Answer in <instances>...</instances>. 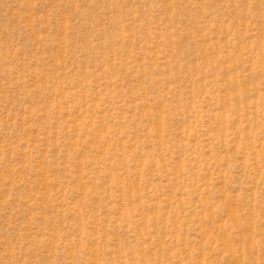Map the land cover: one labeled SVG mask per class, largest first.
I'll list each match as a JSON object with an SVG mask.
<instances>
[{
	"label": "rangeland",
	"instance_id": "1",
	"mask_svg": "<svg viewBox=\"0 0 264 264\" xmlns=\"http://www.w3.org/2000/svg\"><path fill=\"white\" fill-rule=\"evenodd\" d=\"M0 264H264V0H0Z\"/></svg>",
	"mask_w": 264,
	"mask_h": 264
}]
</instances>
